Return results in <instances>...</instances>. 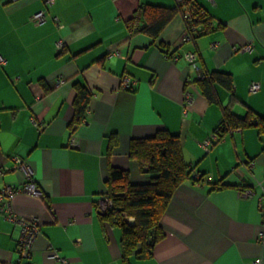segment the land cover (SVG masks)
<instances>
[{"label":"crops","instance_id":"crops-1","mask_svg":"<svg viewBox=\"0 0 264 264\" xmlns=\"http://www.w3.org/2000/svg\"><path fill=\"white\" fill-rule=\"evenodd\" d=\"M179 1L55 0L36 24L30 17L43 0H0V187L23 182V171L13 167L18 155L43 191L42 197L18 192L12 200L18 217L39 222L28 256L18 250L20 225L0 215V264H121L120 229L100 221L96 203L110 165L127 169L134 183L148 181L128 144L161 128L180 135L183 157L195 170L190 176L203 178L176 188L159 220L164 237L150 258L131 264H254L258 257L264 264L258 238L264 138L248 127L202 147L230 92L216 84L219 101L210 104L195 83L199 72H230L238 99L233 111L264 113V0H196L220 26L195 39L181 15L157 39L128 32L126 20L140 3ZM246 45L250 51L242 50ZM189 51L199 70L185 59ZM124 75L133 80L130 88L121 86ZM75 81L92 94L85 118L70 128ZM252 81L260 88L249 92ZM111 134L118 141L108 156ZM218 181L227 186L214 188ZM244 188L251 197L241 194ZM53 250L66 262L53 259Z\"/></svg>","mask_w":264,"mask_h":264},{"label":"trees","instance_id":"trees-1","mask_svg":"<svg viewBox=\"0 0 264 264\" xmlns=\"http://www.w3.org/2000/svg\"><path fill=\"white\" fill-rule=\"evenodd\" d=\"M47 8L46 5L45 11ZM176 15L182 16L185 32L190 39L220 26L212 25V16L196 0H182L172 6L140 3L133 15L126 20V27L130 34L143 33L157 39L161 30ZM159 46L164 52H169L166 44L160 42ZM203 74L204 76L198 77L195 83L208 103L219 101L215 90L216 84L230 92V101L228 105L222 107L221 118L212 131L217 135V139L211 145L221 141L228 132L248 127H255L263 140L264 113L260 114L247 107L244 114L239 115L232 109V105L238 101L234 94L232 74L224 70H213ZM42 86L44 91L51 89L47 82L42 81ZM73 87L75 93L72 101L73 116L68 124L70 128L79 125L85 118L92 94L87 86L78 81L73 82ZM117 141L116 135L108 136V156L117 146ZM128 154L135 160L139 171L148 175V181L134 183L130 180L127 169L110 165L102 195L110 201V205L101 210L98 206L99 201L96 203L100 221L106 226L120 229L121 264H131L132 258L148 259L152 256L155 244L164 237V231L159 223L160 217L176 188L190 178L192 172L191 165L185 161L182 154L180 135L166 128L158 129L151 136L131 138ZM191 178L198 182L203 175L201 174L198 179L195 176ZM225 186L227 185L221 181L213 185L214 188Z\"/></svg>","mask_w":264,"mask_h":264},{"label":"built area","instance_id":"built-area-1","mask_svg":"<svg viewBox=\"0 0 264 264\" xmlns=\"http://www.w3.org/2000/svg\"><path fill=\"white\" fill-rule=\"evenodd\" d=\"M45 2L49 5L55 2V0H45ZM31 21L34 23H42L46 20L45 16V10H38L35 13L31 15ZM57 20V18H55ZM187 38V36H186ZM56 46L58 48L63 47V41L59 40L56 43ZM251 47L250 45H246L242 47V50L250 51ZM185 59L192 63V65L197 68L196 65V59L197 54L193 51H189L185 53L184 55ZM0 56V61H1ZM199 70V69H198ZM203 72L198 73V77H203ZM58 82H62L61 79L57 80ZM133 83V80L129 76H124L121 82V86L124 88H129L130 85ZM260 88V84L256 81H252V83L249 85V89L251 91H256ZM187 99V98H186ZM191 101V96L188 95V102ZM217 139V135L215 133H211L208 138L203 142L202 147H204L206 150L208 147L212 144L214 140ZM13 161V167L21 169L24 174V180L20 185H3L0 187V215H2L4 218L13 221L15 223H18L21 228V236L18 244V250L20 252L21 257L28 256L33 249L34 241L39 233V222L38 219L34 216H31L29 218L27 217H18V215L14 212L12 208V200L16 193L18 192H24L33 196H43V191L39 187V185L36 182L34 172L31 168V165L24 160L23 158L14 155L12 156ZM3 176V170L0 169V178ZM194 176L198 179L199 174L195 173ZM200 181L197 183L199 184ZM262 194L258 199V207L260 208L262 212V224L261 229L259 231V240L261 243H264V186H262ZM252 189L250 188H244L241 190V194L245 197H251L252 196ZM110 205V201L103 197L101 200H99V208L101 210L107 208ZM51 257L57 261L66 262V259L61 257L55 250L51 252ZM262 260L260 257L256 258L254 261V264H261Z\"/></svg>","mask_w":264,"mask_h":264},{"label":"rangeland","instance_id":"rangeland-1","mask_svg":"<svg viewBox=\"0 0 264 264\" xmlns=\"http://www.w3.org/2000/svg\"><path fill=\"white\" fill-rule=\"evenodd\" d=\"M44 1V6H48V7H50V6H52L53 5V3L51 4V5H49V4H47L46 2H45V0H43ZM52 9V8H51ZM51 9H50V12H51ZM40 10H45V7H43V8H41ZM46 12V11H45ZM46 14H47V12H46ZM44 22V21H43ZM42 22V23H43ZM38 24H40V23H38ZM259 65H261V64H259ZM262 67H263V69H264V63H262V65H261ZM248 91L249 92H251L250 91V89L248 88ZM191 169H192V166H191ZM195 170H192V173H191V175L193 174V172H194Z\"/></svg>","mask_w":264,"mask_h":264}]
</instances>
